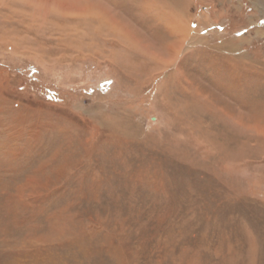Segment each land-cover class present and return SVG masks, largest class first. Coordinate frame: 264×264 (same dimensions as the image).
<instances>
[{
	"label": "rangeland",
	"instance_id": "1",
	"mask_svg": "<svg viewBox=\"0 0 264 264\" xmlns=\"http://www.w3.org/2000/svg\"><path fill=\"white\" fill-rule=\"evenodd\" d=\"M139 1L0 0V264H264V0Z\"/></svg>",
	"mask_w": 264,
	"mask_h": 264
},
{
	"label": "bare ground",
	"instance_id": "2",
	"mask_svg": "<svg viewBox=\"0 0 264 264\" xmlns=\"http://www.w3.org/2000/svg\"><path fill=\"white\" fill-rule=\"evenodd\" d=\"M179 2V0H141L139 1V9L141 10H148V9H151V7L153 8H157L156 10H159L157 13H160L162 19H165L164 17L166 18H170V20L172 21V25L173 27H176V25L178 24L176 22V19H174V16L179 14L178 11L179 9L177 10V6L176 4ZM173 3V4H172ZM74 6V5H73ZM99 6V5H98ZM71 7V6H70ZM137 7V8H138ZM181 8V7H180ZM78 9V8H77ZM182 10V9H181ZM138 11V10H137ZM151 11H153L151 9ZM181 12V11H180ZM138 14V13H137ZM151 14V13H150ZM153 14V13H152ZM155 14H156V11H155ZM145 15V14H144ZM153 16V15H152ZM150 17V16H149ZM157 18V17H156ZM180 18V17H179ZM159 19V18H158ZM161 19V18H160ZM159 19V20H160ZM174 19V20H173ZM167 21V20H166ZM169 21V20H168ZM140 23H142L140 21ZM170 23V21H169ZM171 24V23H170ZM177 30V29H175ZM181 30V29H180ZM178 30V31H180Z\"/></svg>",
	"mask_w": 264,
	"mask_h": 264
},
{
	"label": "snow or ice",
	"instance_id": "3",
	"mask_svg": "<svg viewBox=\"0 0 264 264\" xmlns=\"http://www.w3.org/2000/svg\"><path fill=\"white\" fill-rule=\"evenodd\" d=\"M261 23H264V21H261Z\"/></svg>",
	"mask_w": 264,
	"mask_h": 264
}]
</instances>
